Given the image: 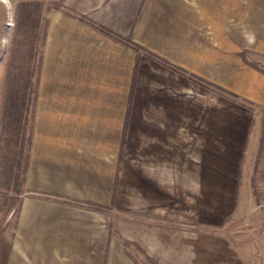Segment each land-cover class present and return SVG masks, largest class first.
<instances>
[{
    "label": "crops",
    "instance_id": "crops-1",
    "mask_svg": "<svg viewBox=\"0 0 264 264\" xmlns=\"http://www.w3.org/2000/svg\"><path fill=\"white\" fill-rule=\"evenodd\" d=\"M247 1L51 0L35 40L23 192L0 264H103L94 205L190 224L197 204L212 205V172L246 148L251 119L247 147L257 136L254 116L213 90L264 107V2L251 0L256 21L245 22ZM142 227L161 240L133 236L149 264H194L174 231Z\"/></svg>",
    "mask_w": 264,
    "mask_h": 264
},
{
    "label": "rangeland",
    "instance_id": "rangeland-1",
    "mask_svg": "<svg viewBox=\"0 0 264 264\" xmlns=\"http://www.w3.org/2000/svg\"><path fill=\"white\" fill-rule=\"evenodd\" d=\"M51 4V0H6V3L0 0L1 242L4 232H11L13 216L19 206L18 196L23 192L24 169L28 165L30 111L37 93V58L34 56L40 44L39 40L37 43L35 40H43L44 22ZM257 13L252 9L251 0L247 1L245 22L256 21ZM259 13L261 22H264V8ZM236 14V11L230 12L231 25ZM248 33L245 34L246 38L252 41L253 33ZM251 44L246 45L243 51V63L250 67L254 63L248 55ZM256 62L264 69V60ZM213 92L254 116L257 123L254 147H247L254 131L251 119L248 145L240 155H229L231 164H228V171L212 172L213 203L209 207L197 204L194 223L148 219L117 210L112 204L92 206L91 209L100 216L98 231L103 264L112 258L122 259L128 264H149L151 258L133 241V236L148 238L152 244L160 238L154 233H145L143 225L174 231L178 235L175 242L184 248L187 255H191L194 264H208L217 258H235L239 264H264V107L255 110L251 103L241 101L232 93ZM220 193L223 196L219 197ZM57 198L56 201L63 205H86L63 197ZM127 221L133 222L131 229H126ZM116 227L131 240L122 237ZM216 248H220V251Z\"/></svg>",
    "mask_w": 264,
    "mask_h": 264
},
{
    "label": "trees",
    "instance_id": "trees-1",
    "mask_svg": "<svg viewBox=\"0 0 264 264\" xmlns=\"http://www.w3.org/2000/svg\"><path fill=\"white\" fill-rule=\"evenodd\" d=\"M98 29H99L100 31H102V32H104V33H106V34H108V35H112L109 31L105 30V29L102 28V27H98ZM113 36H114V35H113ZM114 37L118 39L117 36H114Z\"/></svg>",
    "mask_w": 264,
    "mask_h": 264
},
{
    "label": "bare ground",
    "instance_id": "bare-ground-1",
    "mask_svg": "<svg viewBox=\"0 0 264 264\" xmlns=\"http://www.w3.org/2000/svg\"><path fill=\"white\" fill-rule=\"evenodd\" d=\"M3 3H6V0H1Z\"/></svg>",
    "mask_w": 264,
    "mask_h": 264
}]
</instances>
